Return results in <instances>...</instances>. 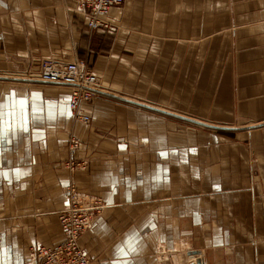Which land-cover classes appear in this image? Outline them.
Listing matches in <instances>:
<instances>
[{
  "label": "crops",
  "instance_id": "crops-1",
  "mask_svg": "<svg viewBox=\"0 0 264 264\" xmlns=\"http://www.w3.org/2000/svg\"><path fill=\"white\" fill-rule=\"evenodd\" d=\"M90 29L75 0H0V264L64 241L74 184L106 208L91 264H264V0H124ZM82 59L77 118L45 59ZM263 122V123H262Z\"/></svg>",
  "mask_w": 264,
  "mask_h": 264
},
{
  "label": "built area",
  "instance_id": "built-area-1",
  "mask_svg": "<svg viewBox=\"0 0 264 264\" xmlns=\"http://www.w3.org/2000/svg\"><path fill=\"white\" fill-rule=\"evenodd\" d=\"M77 9L85 14L90 29L107 28L105 17L113 6L123 4L124 0H75ZM39 78L49 82L71 87L69 106L77 118L84 121L89 116L81 113L83 103L90 102L98 93V76L82 59L69 62H56L45 59L41 64ZM67 204L59 212V221L64 232V241L54 247L39 246L33 249L37 264H91L85 250L80 246L81 235L90 229L106 208L98 199L85 202L79 196L74 184L67 187Z\"/></svg>",
  "mask_w": 264,
  "mask_h": 264
},
{
  "label": "rangeland",
  "instance_id": "rangeland-1",
  "mask_svg": "<svg viewBox=\"0 0 264 264\" xmlns=\"http://www.w3.org/2000/svg\"><path fill=\"white\" fill-rule=\"evenodd\" d=\"M157 249H158L157 253L160 254L161 259H163L164 261H168V260L173 259L175 264H187L186 261L188 259L191 260L192 259L191 256H193L195 253H197V251L192 250V251H189V253L185 252L184 255L181 256V258H179L177 256V254H174L173 252L172 253L167 252L169 250L165 247V245L160 244V247H158Z\"/></svg>",
  "mask_w": 264,
  "mask_h": 264
},
{
  "label": "bare ground",
  "instance_id": "bare-ground-1",
  "mask_svg": "<svg viewBox=\"0 0 264 264\" xmlns=\"http://www.w3.org/2000/svg\"><path fill=\"white\" fill-rule=\"evenodd\" d=\"M262 123H263V122H262ZM263 124H264V123H263ZM189 257H190V256H189ZM191 258H192L191 260H193V261H195V262H198L196 257L191 256ZM188 260H189V259H188Z\"/></svg>",
  "mask_w": 264,
  "mask_h": 264
},
{
  "label": "snow or ice",
  "instance_id": "snow-or-ice-1",
  "mask_svg": "<svg viewBox=\"0 0 264 264\" xmlns=\"http://www.w3.org/2000/svg\"><path fill=\"white\" fill-rule=\"evenodd\" d=\"M0 107H2V106H0Z\"/></svg>",
  "mask_w": 264,
  "mask_h": 264
}]
</instances>
